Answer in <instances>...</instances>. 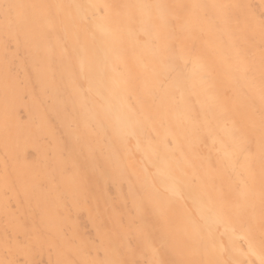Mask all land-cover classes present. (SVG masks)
<instances>
[{"label":"bare ground","instance_id":"bare-ground-1","mask_svg":"<svg viewBox=\"0 0 264 264\" xmlns=\"http://www.w3.org/2000/svg\"><path fill=\"white\" fill-rule=\"evenodd\" d=\"M0 264H264V0H0Z\"/></svg>","mask_w":264,"mask_h":264}]
</instances>
